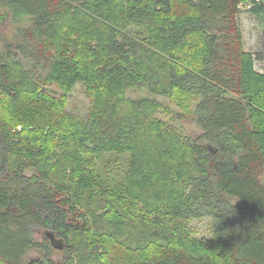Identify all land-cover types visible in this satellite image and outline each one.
Returning a JSON list of instances; mask_svg holds the SVG:
<instances>
[{
    "label": "trees",
    "instance_id": "trees-1",
    "mask_svg": "<svg viewBox=\"0 0 264 264\" xmlns=\"http://www.w3.org/2000/svg\"><path fill=\"white\" fill-rule=\"evenodd\" d=\"M247 1L264 14V0H0V264H264ZM76 86L84 112L68 106ZM157 98L180 99L201 135L158 119ZM42 230L63 239L61 262Z\"/></svg>",
    "mask_w": 264,
    "mask_h": 264
},
{
    "label": "rangeland",
    "instance_id": "rangeland-1",
    "mask_svg": "<svg viewBox=\"0 0 264 264\" xmlns=\"http://www.w3.org/2000/svg\"><path fill=\"white\" fill-rule=\"evenodd\" d=\"M261 19H264V15ZM255 21H257L258 24L261 23V21H259L258 17L256 19H254ZM253 20V21H254ZM253 24L256 25V23H252L249 21L245 22L244 25L246 26L245 31H246V38H247V47L253 46V40L255 37L254 34V30H256L257 27L253 28ZM262 25H264V21L261 23ZM0 31L3 32V34L7 33L8 34V44L6 46L11 47V40H10V25L8 24V22L3 23L0 22ZM251 40L249 42V40ZM12 50V49H11ZM256 67L262 68V71H259L256 69ZM254 68L261 74L264 75V64L263 63H258L257 65H255L254 63ZM261 70V69H260ZM51 95L53 96H60L61 92L58 91V89H56L55 87H51L47 90ZM130 96L132 98H140V97H149L150 95L144 92H134V93H130ZM159 101V105L161 104L162 109L165 113L162 115H158V119H161L162 121H164L165 123L167 122V124H169L170 126L175 127L176 129H178L180 132L183 133V135L190 137L192 139H196L197 137H199L201 135V130L199 128V126L196 124V122L193 120V115L191 113H187V115H182L181 111L183 110L184 107H181L179 105L180 103V99H173V101H170L168 99H164V98H157ZM88 105V98L85 94V91H83L82 86H76L73 90L72 93L69 94L68 96V106L71 110H74L76 112H84L87 108ZM20 129V128H19ZM264 181V178H263ZM144 212L140 213V219H144ZM145 224L143 223H135L134 225H132L133 230L137 233V234H141L142 232H144L145 230ZM207 226H208V221L207 220H195L193 222H191L190 225V229L191 231L197 234L198 237H202L203 235H207ZM48 231H39L36 235L37 238H40V241H42V238H46L47 242L49 241V238H47V233ZM53 235V234H52ZM54 236H56V234H54ZM56 240H59L58 237H55ZM64 253L62 251H58V250H51V254H50V258L52 260H54L55 262H61L62 258H63ZM40 256L39 252H32L30 253L25 261L27 263H29V260H35ZM124 261H118L116 264H123Z\"/></svg>",
    "mask_w": 264,
    "mask_h": 264
},
{
    "label": "crops",
    "instance_id": "crops-1",
    "mask_svg": "<svg viewBox=\"0 0 264 264\" xmlns=\"http://www.w3.org/2000/svg\"><path fill=\"white\" fill-rule=\"evenodd\" d=\"M262 2L263 0H257L256 2ZM254 7V4L251 3L250 1H247L245 3H242L241 6L239 7L240 9V15L238 16L239 18V24H240V29H241V32H242V42H243V48L244 50H246L247 52H250L254 58H255V65H257L258 63H263L264 64V53H263V49L260 47V43L262 41V38H264V25H262L261 23L264 21V19H261L264 15V14H256L254 12H252V8ZM258 17L259 21H261L260 24L257 23V21H255L254 19H256ZM254 20V21H253ZM249 21L252 22V23H256L253 24V28L254 27H257L256 30H254V34H255V37H254V40H253V46L250 47L248 46L247 47V38H246V31H245V28L246 26L244 25L245 22ZM249 40V39H248ZM251 40H249L250 42ZM257 70L259 71H262V68H257ZM261 69V70H260Z\"/></svg>",
    "mask_w": 264,
    "mask_h": 264
},
{
    "label": "water",
    "instance_id": "water-1",
    "mask_svg": "<svg viewBox=\"0 0 264 264\" xmlns=\"http://www.w3.org/2000/svg\"><path fill=\"white\" fill-rule=\"evenodd\" d=\"M47 234V238H49V243L51 244V246L58 250V251H62L64 249V241L61 238H58L59 240H55V236L53 233L50 232H46ZM53 234V235H52Z\"/></svg>",
    "mask_w": 264,
    "mask_h": 264
},
{
    "label": "flooded vegetation",
    "instance_id": "flooded-vegetation-1",
    "mask_svg": "<svg viewBox=\"0 0 264 264\" xmlns=\"http://www.w3.org/2000/svg\"><path fill=\"white\" fill-rule=\"evenodd\" d=\"M56 237V236H55ZM56 240V238H54Z\"/></svg>",
    "mask_w": 264,
    "mask_h": 264
},
{
    "label": "built area",
    "instance_id": "built-area-1",
    "mask_svg": "<svg viewBox=\"0 0 264 264\" xmlns=\"http://www.w3.org/2000/svg\"><path fill=\"white\" fill-rule=\"evenodd\" d=\"M240 6H241V5H240ZM240 6H239V7H240Z\"/></svg>",
    "mask_w": 264,
    "mask_h": 264
}]
</instances>
